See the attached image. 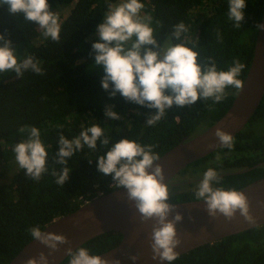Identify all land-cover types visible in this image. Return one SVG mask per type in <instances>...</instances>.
Wrapping results in <instances>:
<instances>
[{"label": "trees", "instance_id": "obj_1", "mask_svg": "<svg viewBox=\"0 0 264 264\" xmlns=\"http://www.w3.org/2000/svg\"><path fill=\"white\" fill-rule=\"evenodd\" d=\"M142 2L145 3L142 14L153 17L158 41L163 42L173 25L182 21L189 28L187 38L197 43L199 61L212 57L218 70H227L236 58L246 66L238 79H245L253 58L256 25L264 14V0H246L240 28L228 20V0ZM48 3L56 13L62 6L70 5L61 21L59 42L46 40L37 24L25 20L22 14L10 15L6 6H0V34L12 42L19 58L34 56L44 69L43 75L29 70L19 79L15 72L0 73V163L6 170L11 169L16 161L13 147L28 138V132L22 129L29 126L37 127L42 141L49 146L46 161L49 171L39 181L29 179L26 170L19 169L10 181L0 182V264H8L33 239L31 227L39 226L42 230L55 218L76 210L86 201L115 190L109 187L111 175L105 177L97 171L95 159L107 151L99 142L96 151L85 147L66 158L67 167L72 169L69 179L63 187L55 183L51 172L53 169L58 172L62 167L54 160L59 150L58 126L62 125L60 130L65 137L72 139L97 123L111 137L108 147L129 138L155 145L154 152L160 157L181 140L194 137L216 122L231 106L239 90L226 88L225 99L216 104L198 99L191 106L174 105L155 126H146L147 115L154 114L155 109L125 101L119 94L110 98L100 86L102 70L89 55L91 44L96 40V26L106 11L104 0H48ZM106 105H113V111L121 119L105 117ZM177 116L178 121L174 119ZM234 141L232 150L220 146L172 177L167 202L197 200L195 190L208 167L216 168L221 176V183L214 187L225 190H239L264 180V164L258 165L264 162V95ZM218 154L219 162L216 161ZM3 174L1 171L0 176ZM121 238L120 232L110 231L80 247L98 255L115 247ZM69 260L68 255L59 264H69ZM172 264H264V225L196 247L178 255Z\"/></svg>", "mask_w": 264, "mask_h": 264}, {"label": "clouds", "instance_id": "obj_2", "mask_svg": "<svg viewBox=\"0 0 264 264\" xmlns=\"http://www.w3.org/2000/svg\"><path fill=\"white\" fill-rule=\"evenodd\" d=\"M104 3L106 11L102 22L96 26V40L91 44L89 55L94 65L102 70L100 86L110 98L119 94L125 101L155 109L154 114L147 115L146 126H155L174 105L180 108L191 106L198 99L204 102L211 100L216 104L225 99L226 88L242 87L243 81L238 77L246 66L234 58L227 70H218L212 57L199 61V53L195 50L197 43L185 35L189 28L184 22L173 25L169 35L160 42L152 26L153 17L142 14L145 8L142 0H117L115 3L104 0ZM0 6H6L10 15L22 14L25 20L37 24L46 40L60 41L59 15L51 10L48 0H0ZM245 6L246 0H228L227 17L236 28H240L244 20ZM256 27L264 28V25L257 24ZM217 39H221L219 30ZM189 44L192 46H187ZM29 70L37 75L44 74L40 60L31 55L19 58L12 42L0 34V73L15 72L19 79ZM113 107L105 106V117L121 119ZM174 119L178 121L179 117ZM62 128V125L58 126L59 150L54 154L55 162L62 167L58 172L55 169L51 172L55 183L63 187L69 179L72 169L67 167L66 158L85 147L96 151L99 142L107 151L95 159L97 171L105 177L111 175L110 188L126 189V198L134 202L142 222L154 221L150 233L152 259L167 261V264L178 259L174 249L181 241L175 225L183 217L176 213L171 220L167 219L174 206L167 202L169 187L162 182V167L154 165L159 159L154 152L156 146L122 138L108 147L111 137L97 123L81 130L72 139L65 137L60 130ZM25 130L28 138L15 144L13 152L20 169L26 170L25 175L33 181H39L49 171L46 164L49 146L42 141L37 127L22 129ZM214 135L221 148L233 149L235 141L231 134L217 128ZM220 160L218 154L216 161ZM220 183L221 176L216 168L208 167L195 190V198L205 202L208 216L215 219L222 215L231 221L239 211L246 221L254 222L245 194L235 188L225 190L223 187H214V184ZM29 232L33 240L50 250L49 256L58 250V245L68 243L65 236L41 231L39 226L31 227ZM66 252L70 256L69 264H120L118 259L109 261L101 259L99 255H92L84 247L74 251L69 248ZM130 259L135 262L138 257L131 256ZM25 264H49V260L41 252L38 259L29 258Z\"/></svg>", "mask_w": 264, "mask_h": 264}, {"label": "water", "instance_id": "obj_3", "mask_svg": "<svg viewBox=\"0 0 264 264\" xmlns=\"http://www.w3.org/2000/svg\"><path fill=\"white\" fill-rule=\"evenodd\" d=\"M259 24L264 25V14ZM263 95L264 28H257L249 70L231 106L207 129L190 139L181 140L154 162V165L159 164L162 167L164 175L162 182L168 185L170 179L185 166L220 147L218 138L214 135L217 128L233 137L239 133L259 107ZM261 164L264 162L258 165ZM238 191L243 192L248 198L249 214L254 222L246 221L239 211L231 221L222 215L213 219L208 216L204 201L169 203L174 207L167 219L171 220L176 213L183 217L182 221L175 225L181 243L174 251L181 255L204 244L214 243L224 237L264 225V180ZM153 223L152 220L141 221L134 202L126 198V189H115L89 200L88 203L86 201L66 215L55 218L41 230L63 235L68 241L58 245V250L52 252L50 256V250L46 246L32 239L8 264H25L29 258L38 259L41 252L48 257L49 264H59L68 256L66 249L71 248L74 251L95 236L110 231L120 232L122 238L115 247L98 254L101 259L109 261L118 259L120 264H166L167 261L152 259L150 233ZM131 256H137L138 259L133 262Z\"/></svg>", "mask_w": 264, "mask_h": 264}, {"label": "rangeland", "instance_id": "obj_4", "mask_svg": "<svg viewBox=\"0 0 264 264\" xmlns=\"http://www.w3.org/2000/svg\"><path fill=\"white\" fill-rule=\"evenodd\" d=\"M117 2V1H116ZM73 5V3H72ZM70 9V5L68 6H62L59 11L57 12V14L59 15V20H60V24L61 21L66 17V15L68 14ZM43 38V37H42ZM11 169H7L4 167V165L2 163H0V172L4 171V174L0 176V182H8L10 181V178L12 176V174L14 172H16L17 170L20 169L17 161L13 162V164L11 165Z\"/></svg>", "mask_w": 264, "mask_h": 264}]
</instances>
